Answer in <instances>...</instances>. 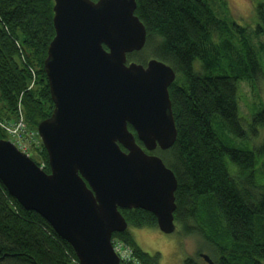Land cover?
Instances as JSON below:
<instances>
[{"label": "trees", "instance_id": "trees-1", "mask_svg": "<svg viewBox=\"0 0 264 264\" xmlns=\"http://www.w3.org/2000/svg\"><path fill=\"white\" fill-rule=\"evenodd\" d=\"M135 1L146 42L127 60L144 64L156 58L175 71L168 92L177 135L169 148L158 150L177 179L174 222L183 234L212 245L215 257L209 250L207 255L215 264H264V141L248 148L264 129V105L256 104L246 120L238 104L240 82L253 89L264 85V0H250L258 18L256 46L244 26L221 16L209 0ZM52 6L53 0H0V121L21 112L36 130L52 111L43 66L54 35ZM0 139H9L1 128ZM38 156L48 172L43 146ZM39 157L33 158L37 165ZM119 211L128 226H157L144 209ZM114 238L132 248L137 264H157L158 253L142 250L128 229ZM0 264H79L71 245L1 181ZM184 264L200 263L188 256Z\"/></svg>", "mask_w": 264, "mask_h": 264}, {"label": "water", "instance_id": "water-1", "mask_svg": "<svg viewBox=\"0 0 264 264\" xmlns=\"http://www.w3.org/2000/svg\"><path fill=\"white\" fill-rule=\"evenodd\" d=\"M135 9V0H53L43 62L53 107L36 126L49 171L0 139L1 183L71 245L79 264H120L111 239L127 229L119 208L144 209L162 232L175 229L177 179L149 153L176 139L175 71L156 58L127 60L146 42Z\"/></svg>", "mask_w": 264, "mask_h": 264}, {"label": "rangeland", "instance_id": "rangeland-1", "mask_svg": "<svg viewBox=\"0 0 264 264\" xmlns=\"http://www.w3.org/2000/svg\"><path fill=\"white\" fill-rule=\"evenodd\" d=\"M209 1L213 8L220 13L221 16L228 15L231 17H227L228 19H231V21L234 20L237 24L244 26L246 28V33L249 36L251 35V42L254 46H256L260 37L252 36V30L258 22V18L255 6L250 0H224V3L221 0ZM143 56H146V54L142 53L140 55V57ZM261 59L262 68L264 70V58L262 57ZM261 83L263 82H260L257 85V89H253L247 82L239 83L238 104L241 114L239 115L246 120H250L252 118V110L256 104L263 103L264 105V85ZM251 133L252 132H249L248 134L251 136ZM258 134H260L258 135V140L254 141L256 138L250 140L248 148L252 149V147L257 146L264 141V129H260ZM159 153L160 152L158 151L155 152L156 155L160 156ZM34 157L38 158V153L32 154L31 158ZM38 161H41L40 164L43 163V167L45 166L43 159L39 157ZM127 229L142 250L146 251L150 255L158 253L157 264H184V259L188 256L195 258L200 264H208L199 255L200 253L208 254V250L215 257L212 245L208 244L199 235L183 234L182 226L179 223H175V229L171 233H164L157 226H128Z\"/></svg>", "mask_w": 264, "mask_h": 264}, {"label": "built area", "instance_id": "built-area-1", "mask_svg": "<svg viewBox=\"0 0 264 264\" xmlns=\"http://www.w3.org/2000/svg\"><path fill=\"white\" fill-rule=\"evenodd\" d=\"M0 128L3 129L9 140L16 146V148L23 154L31 157L32 154L39 153L42 147L41 140L37 134V131L30 129L24 120L21 112L15 120L12 121H0ZM43 167V163L40 165ZM112 246L114 252L118 255L120 261L132 262L137 264L133 250L124 241L114 238L112 239Z\"/></svg>", "mask_w": 264, "mask_h": 264}, {"label": "flooded vegetation", "instance_id": "flooded-vegetation-1", "mask_svg": "<svg viewBox=\"0 0 264 264\" xmlns=\"http://www.w3.org/2000/svg\"><path fill=\"white\" fill-rule=\"evenodd\" d=\"M158 150H160V149L159 148H156V149H154L153 151H151L149 153H154L155 154V152L158 151Z\"/></svg>", "mask_w": 264, "mask_h": 264}]
</instances>
